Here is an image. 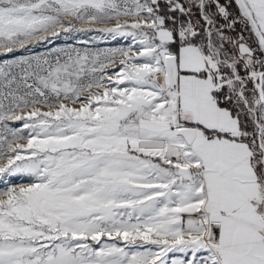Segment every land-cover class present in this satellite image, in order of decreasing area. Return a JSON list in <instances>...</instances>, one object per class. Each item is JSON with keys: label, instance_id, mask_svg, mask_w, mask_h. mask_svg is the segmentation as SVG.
I'll use <instances>...</instances> for the list:
<instances>
[{"label": "snow or ice", "instance_id": "obj_1", "mask_svg": "<svg viewBox=\"0 0 264 264\" xmlns=\"http://www.w3.org/2000/svg\"><path fill=\"white\" fill-rule=\"evenodd\" d=\"M73 33L128 43L0 62V264H264V0H0Z\"/></svg>", "mask_w": 264, "mask_h": 264}, {"label": "rangeland", "instance_id": "obj_2", "mask_svg": "<svg viewBox=\"0 0 264 264\" xmlns=\"http://www.w3.org/2000/svg\"><path fill=\"white\" fill-rule=\"evenodd\" d=\"M128 41L123 40V38H117V40H112L109 38H101L96 33H73L68 34V38H64V34H61L60 38L55 39L53 43H45L33 48L31 51H19L17 53L8 54L7 56H0V62L4 59L12 60L18 59L19 57H29L35 55L47 54L52 48L72 46L78 48L81 51L84 49H90L92 51H103L108 48L126 46ZM12 126L19 127V122L14 123ZM10 182H20L19 177H9ZM0 187H4V180L0 177ZM172 258H182L181 253H170L169 261Z\"/></svg>", "mask_w": 264, "mask_h": 264}]
</instances>
